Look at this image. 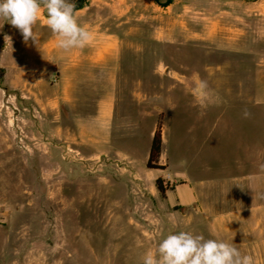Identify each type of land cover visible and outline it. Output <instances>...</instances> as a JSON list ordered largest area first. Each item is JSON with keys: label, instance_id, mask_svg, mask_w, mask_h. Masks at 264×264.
Here are the masks:
<instances>
[{"label": "rangeland", "instance_id": "374dc122", "mask_svg": "<svg viewBox=\"0 0 264 264\" xmlns=\"http://www.w3.org/2000/svg\"><path fill=\"white\" fill-rule=\"evenodd\" d=\"M258 1L173 0L167 6V0H87L84 9L74 12L77 23L93 36L86 51L113 39L123 58L115 89L120 117L110 128L114 139L106 151L77 139L76 120L96 115L108 86L98 78L81 85L74 104L39 109L35 98L21 93V77H34L28 85L37 99L53 95L57 78H43L36 67L44 63V47L51 50L58 38L47 27L43 9L33 27L39 47L31 40L26 44L18 29L0 20V264H142L145 254L155 253L169 234L185 231L216 239L213 221L203 219L202 208L168 201L153 187L160 175L171 189L165 170L147 168L159 126L164 144V98L170 86L163 65L195 69L197 56L206 68L226 61L213 45L197 39L210 32H218L216 38L231 36L238 15ZM247 21L249 38L259 39L264 18ZM56 113L60 124L53 122ZM58 125L64 131L61 139L56 137ZM98 129L88 124L86 135L95 138ZM172 142L177 155L197 149L182 135ZM61 151L65 159L59 160ZM164 152L163 145V167ZM212 163L206 149L204 165ZM201 166V161L195 163L192 174L197 176ZM225 234L216 240L264 264V246L256 253L237 246L228 236V224Z\"/></svg>", "mask_w": 264, "mask_h": 264}, {"label": "crops", "instance_id": "0c3cea01", "mask_svg": "<svg viewBox=\"0 0 264 264\" xmlns=\"http://www.w3.org/2000/svg\"><path fill=\"white\" fill-rule=\"evenodd\" d=\"M253 16L264 18V0L238 15L230 27L231 36L216 38L218 32H210L208 37L197 39L198 44L213 45L226 61L206 68L197 56L195 69L163 65L170 86L164 98V177L169 176L171 182L166 193L168 201L186 208L197 204L202 208L203 219L213 221L216 239L226 236L228 224L230 240L256 253L258 247L264 246V170L260 167L264 165V28L259 39L249 38L251 29L247 20ZM108 41L92 44L87 51L74 48L67 53L61 52L57 43L51 50L45 46L44 63L36 68L43 78L56 77L58 82L48 99H37V92L28 85L33 83V76L21 77V93L26 98H35L44 112L74 104L79 99L81 85H91L100 78L101 85L108 88L97 101L96 115L76 120V136L81 143L104 151L112 148L114 134L110 128L120 117L115 89L123 68L118 42ZM202 80L208 84L205 91L197 88ZM245 109L251 114L247 119L243 117ZM60 120L56 113L53 122L60 124ZM92 123L99 127L95 138L86 135V126ZM63 134L58 125L57 139ZM175 135L196 142V151L187 156L177 155L172 142ZM64 142L66 145L68 140ZM205 148L212 164L204 165ZM60 158L65 159L62 151ZM199 161L202 166L196 168V176L192 172ZM160 177L156 175L153 181L156 191V180Z\"/></svg>", "mask_w": 264, "mask_h": 264}, {"label": "clouds", "instance_id": "9594fccd", "mask_svg": "<svg viewBox=\"0 0 264 264\" xmlns=\"http://www.w3.org/2000/svg\"><path fill=\"white\" fill-rule=\"evenodd\" d=\"M46 11L47 27L57 39V47L63 51L84 48L92 40V34L77 23L71 0H0V20L18 29L27 44L31 40L39 47L33 32L41 10ZM2 28V27H0ZM11 41L10 37L5 36ZM198 90L208 88L206 81H200ZM245 109L243 117H250ZM264 170V165H261ZM142 264H255L253 257L241 255L233 245L216 239H205L185 231L169 234L162 239L155 253L149 251Z\"/></svg>", "mask_w": 264, "mask_h": 264}, {"label": "trees", "instance_id": "16d2710c", "mask_svg": "<svg viewBox=\"0 0 264 264\" xmlns=\"http://www.w3.org/2000/svg\"><path fill=\"white\" fill-rule=\"evenodd\" d=\"M87 0H79L75 5L74 12L82 10L86 7ZM173 0H167L166 5H171ZM163 139H162V130L159 126L157 131L153 136L151 143L149 158L147 162V168L151 170H165V167L159 165L162 153H163ZM156 188L158 192L164 197L166 193L170 190L169 185H164V180L159 178L156 180Z\"/></svg>", "mask_w": 264, "mask_h": 264}, {"label": "bare ground", "instance_id": "6f19581e", "mask_svg": "<svg viewBox=\"0 0 264 264\" xmlns=\"http://www.w3.org/2000/svg\"><path fill=\"white\" fill-rule=\"evenodd\" d=\"M110 40H111V39H110ZM51 46H52V45H51ZM95 46H96V45H95ZM97 46H98V45H97ZM97 46H96V47H97ZM100 46H101V45H100ZM52 48H53V47H52ZM110 48H111V47H110ZM111 49H112V48H111ZM109 51H110V50H109ZM98 55H100V54L98 53ZM96 57H97V56H96ZM82 74H83V72H82ZM80 75H81V74H80ZM77 77H78V76H77Z\"/></svg>", "mask_w": 264, "mask_h": 264}, {"label": "built area", "instance_id": "2783aa9c", "mask_svg": "<svg viewBox=\"0 0 264 264\" xmlns=\"http://www.w3.org/2000/svg\"><path fill=\"white\" fill-rule=\"evenodd\" d=\"M166 180H167V182H170V177L168 176V177L166 178Z\"/></svg>", "mask_w": 264, "mask_h": 264}]
</instances>
